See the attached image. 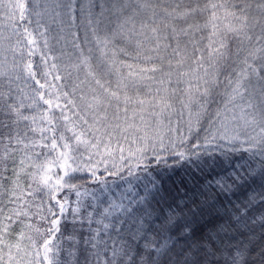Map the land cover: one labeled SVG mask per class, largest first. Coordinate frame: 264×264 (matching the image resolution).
I'll return each instance as SVG.
<instances>
[{"label":"trees","instance_id":"1","mask_svg":"<svg viewBox=\"0 0 264 264\" xmlns=\"http://www.w3.org/2000/svg\"><path fill=\"white\" fill-rule=\"evenodd\" d=\"M23 2L28 9V15L25 21L20 24L19 32H13L10 22L0 15V71L5 73V75L0 76V91L8 92L10 86L12 97L17 104L21 100L25 105L32 102L33 90L39 87L36 84V80L46 85L45 89L42 90L45 96H47L46 91L49 86H51L52 92H59L60 95L64 92L71 94L73 87H76L75 96L71 95V99H75L77 103H80V95L85 94L90 100L92 95L90 87H95V82L88 75L89 68L81 64V52L89 58L91 70L98 76L101 64H103L105 72L109 68L112 69L111 75H105L104 80L110 79L113 85L119 75L123 74L126 76L130 71L129 68L122 65H133V70H138L136 68L137 65L144 67L142 63L135 59L134 46L130 45L128 41L127 32L132 25L128 24L121 31V25L124 24L126 18L132 16L136 6L144 2V0H23ZM177 2L178 0H150V3L157 9L167 5L174 6ZM179 2L183 5L190 4L192 7H196L195 0H179ZM212 2L225 4V8L218 9L221 33L226 32L227 26L230 24L238 26V22L232 17L225 18V12H235L240 15L241 8H246L244 15L248 18L249 26L244 32L239 34L227 33L226 47L222 56H214L212 59H208L207 53H205L206 63L203 68L199 69V75L209 81L207 86L210 91L207 96L202 95L206 86L204 79L199 83V91H197V81L194 78L192 79V91L189 96L186 89L188 88L187 80L190 77H184V82H181L178 86L176 76L172 77L169 92L178 87L175 100L176 115L172 116V123L175 125L177 120L180 119L181 100H183V103L188 105L187 108L182 110L183 131L185 135L188 134L189 120L194 130L198 127L201 128L200 139L202 147L197 149V151L202 153L204 152V132L202 129L208 128L209 122L215 118L218 110L223 111L231 93L229 82L236 80L237 74L244 67L245 58L249 56V53H254L257 48L264 47V43L257 41V37H261L262 41H264V36H262V32H264V16L261 15L259 8L260 0H212ZM206 3H208V0H199V7H204ZM69 4H71V11L68 7ZM101 9L103 10V15H101ZM121 9H123L122 12ZM210 14V11L203 14L197 12L192 18H189L188 23L204 24ZM151 15V8L139 9L135 17L136 27L139 28L141 20L150 19ZM89 19L92 21L91 26L88 23ZM17 20H19L18 13ZM180 26L186 27L185 24ZM25 28L27 29V34L24 32ZM48 28L50 29L49 32ZM45 29L47 30L43 31ZM94 29H96L95 33ZM34 31L39 32L40 45L49 38H53V41L48 44H53L55 51L50 50L48 56H53L56 71L47 76H45V73H47L46 68L41 62L45 55H40V46L35 49L33 42L31 44L28 43L32 39L31 34ZM210 33L211 27L209 26L208 29L197 32L196 39H199L200 36L207 37ZM61 36L68 38V41L67 39L62 40ZM97 37L101 41L108 37V45L106 47L103 44L98 45L96 43ZM248 37H251V40ZM207 43L208 41L205 39L200 47H205ZM102 50L103 55L101 54ZM189 51H191L190 46ZM262 62L264 61L260 60V54L255 55V60L252 58L248 59V63L254 64L255 67H259ZM28 64L32 65L31 71L35 73V80L25 71ZM13 65L17 67L14 68ZM76 65H79V67H76ZM66 67L68 68L67 70H65ZM192 67L194 68L195 65H192ZM205 68L207 69V76H205ZM180 71H188V67L185 66ZM260 74L264 75V72ZM57 75L61 76L62 79L54 80ZM157 75L159 76V74ZM251 84L254 88L258 89L260 87L256 77H252ZM140 91L141 95H143L146 89L141 86ZM153 91H155V87ZM130 94L135 95V90L131 91ZM9 102L11 103L12 101ZM46 107L43 101H40L39 109H32V112H29L30 109L25 108L22 109V112L26 116H39ZM53 114L59 117L60 112L54 109ZM0 121L7 122V118L0 115ZM165 122L167 123V120ZM32 127L47 129L49 125L46 121L41 122L39 119L35 125H32L31 121H20L13 126L12 131L14 133L18 129L23 134L27 129L29 135L25 142L36 140L38 136L41 138L39 130L35 133L31 132ZM57 129L54 130V134L58 138L65 129L59 124ZM240 131L243 133L245 130L241 127ZM256 131L258 132L259 129H256ZM0 134L7 136L9 129L0 128ZM45 134H47V139L43 141V144L47 143L48 147L44 148L42 145L40 153L44 152L47 154L51 152V155H41L51 160L59 154V150L56 152L51 151L52 141L49 137L53 136V131H46ZM251 134L249 131L241 135L240 140L243 141L246 135ZM71 135V132H67V136ZM72 142L74 144V138ZM191 142L193 144L196 143V139L193 137ZM7 143L6 139L0 142V210H2L0 211V232L3 231V225L9 223V216H11L12 221L18 220L19 222L11 224V235H5L4 237L6 242L16 244L18 234L24 229L31 231H24L25 236L32 234L34 238H37L35 228H40L41 231H44L50 226L53 216L48 212L50 205L47 190L45 189L42 192L35 191L33 194L34 191L29 188L28 181L22 179L25 175L24 167L32 164L26 162L21 166L17 164L20 153L36 152V147L32 146L30 149L24 150L23 145L17 146L13 144L12 147L16 149L15 152L7 160H4V147ZM219 143L222 145V149L217 148V142H213L207 147V151L215 149V164L209 161V163L202 166L203 170H194L191 173L181 169L170 178H164L163 185H157L158 190L152 189V185L147 184L143 168H136L137 161L134 159L128 161V163L133 165L134 176L129 177L125 169L122 173L125 177L124 180L121 179L120 175L111 176L106 174L104 172V164L99 165L97 173V175L102 177L103 184L93 182L87 172L72 173L74 178L69 182L76 184L78 187L73 191L65 188L57 195L61 202L67 197L68 208L61 215L59 205L55 204V202L51 205L56 217L60 218V230L54 237V243L51 245L53 250L49 253V258L55 260L57 264H96L97 256L95 253L99 251L101 253L99 261L100 264H103V243L96 249H93L90 244L86 246L84 243L85 239L94 236L97 230L101 233L99 239L101 241L107 240L109 252L113 241L120 244L124 239L134 235L137 237L146 235L149 239H152L156 233L168 235L169 233L163 231V227L168 219L169 206L175 208L176 204L182 205V202H187L188 207L191 208L194 206L192 201L195 200L196 204L202 206V212H199L195 217L188 214V223L185 224L182 220L179 228L170 233L175 237L183 235L187 230L186 238L177 242V250L185 244L200 245L205 251L212 253V255L206 257L204 264H231L229 250H233V254H235L236 247L240 246L247 249L244 256L249 264H262L260 253L264 251V236H262L261 230L257 227L255 233L250 234L248 229L242 225L237 227L234 223L238 215L235 210L240 208V214H245L243 206L247 205L252 197L254 199L252 204L249 205L251 211H248L246 215L259 218L260 210L264 208L260 201L264 197L259 195L261 190L258 187V183L249 184L245 187H236L232 185L230 180L221 181V177L227 176L232 171V167H229V165L233 167L244 165L245 169L250 166L254 173L258 172L261 157L245 151L244 149L249 147L248 144L234 142V146L238 151H231V144L223 141ZM112 147L116 148L115 141H113ZM124 147L127 149L128 145L125 144ZM100 150L103 151V145H101ZM79 154H83L84 157L88 154L83 145L80 146V151L77 155ZM119 154V148H116L115 162L120 157ZM124 155L128 157L127 150ZM95 159L98 160L100 157L96 156ZM108 160L107 167L109 171H115L116 169L113 168V163H111L113 159L108 157ZM116 165H118L117 162ZM118 166L123 167L124 165L119 164ZM54 169L56 171V168ZM16 172L20 173L19 177H17ZM60 175H63V172H60ZM55 178L54 176L53 179ZM146 184L148 189L152 190L155 199H152L151 196L147 200L142 201L140 199L145 195ZM111 185L116 192L119 191V194L121 192L125 193L130 188L128 193L130 197L127 196L128 198L120 201L123 209L117 211V215L123 212H125V215L118 216L116 222L110 224L107 230L102 227L99 229V225H97V221L100 218L106 220L104 217L106 203L101 207L85 203L77 207V212H73L77 191L81 193V200L85 199V194H93L97 198L103 192V189ZM221 185L227 186L222 190ZM29 192H32V195H29ZM100 196L106 198L109 195L103 194ZM129 209H134V211L130 212ZM16 213L20 214L19 217H17ZM25 213L27 215H24ZM28 224L33 225V228L29 229L26 227ZM48 238V236L38 238L39 243L42 244L43 239ZM139 243L143 245L145 241L140 240ZM0 247L3 246L0 245ZM3 255L5 262H7V247H3ZM172 255L173 259H175V255ZM86 256L92 257L91 260L86 259ZM33 264H44L43 257L38 263Z\"/></svg>","mask_w":264,"mask_h":264},{"label":"snow or ice","instance_id":"2","mask_svg":"<svg viewBox=\"0 0 264 264\" xmlns=\"http://www.w3.org/2000/svg\"><path fill=\"white\" fill-rule=\"evenodd\" d=\"M196 7L190 4L183 5L178 2L172 6L167 5L157 9L150 3V0L136 6L132 16H129L121 25V31L128 24L132 27L128 29L127 37L130 45L134 46L135 59L142 63L144 67L136 66L138 70H133V65H122L130 69L128 74L119 75L115 84L113 85L110 79L104 80L105 75H111L112 69L109 68L107 72L104 71V66H99V76L91 70L89 58L84 56L81 52V64L89 68L88 75L92 77L95 82V87H90L91 99L89 100L85 94L79 97L80 103L75 99H69L70 93L64 92L58 95L52 92L51 86L48 87V95L50 99H45V93L42 91L46 85L41 84L36 80L38 88L33 90L32 102L25 105L21 100L17 104L16 100L12 97L11 87L9 86L8 92L0 91V115L7 118V122L0 121V128L9 129L7 136L0 134V142L7 140L4 147L3 159L7 160L14 152L13 144L19 146L23 145L24 150L30 149L38 141L31 140L25 142L28 138L29 131L26 129L23 134L18 129L13 133V126L17 125L20 121H31L32 125L37 123L39 119L41 122H47L49 128L32 127L31 132L35 133L37 130L41 133V141L45 140L44 133L46 131H53V136L49 137L52 141L51 151L59 154L51 160L45 159L43 162H37L41 155H51V152L45 154L41 152L36 154L33 160L34 171L31 172V181L37 187L36 192H42L45 189L49 197L48 212L53 216L50 221V226L41 231L40 228H35L37 238L32 234L25 236L22 230L17 236V243L12 244L6 242L5 235H11V224L19 222L12 221L11 216L8 217L9 223L3 225V231L0 232V245L7 247L8 260L5 262L3 255V247H0V264H25V258H31L33 253L29 248H21L19 241L27 239L31 242V248L35 249V256L37 261L43 250L44 264H57L55 260L49 258V253L52 252L54 237L59 232L60 218L56 217L53 207V202L59 205L61 215L65 212L66 204L68 203L67 197L61 202L57 195L63 189L67 188L69 191L75 190L78 186L69 181L73 179L72 173L87 172L93 182L104 183L101 176L97 175L99 165L104 164V172L111 176L120 175L121 179L125 177L122 175L126 169L128 176H134L132 171L133 165L128 161L136 160V168H143L147 184L152 185V189H157V185H163L164 178H170L181 169L191 173L194 170H203L202 166L209 163H216L215 149L207 151V147L213 142H217V148L222 149L219 142H227L232 145L231 151H238L235 148L234 142L248 144L249 147L244 149L253 155H259L260 168L258 172H253L249 166L245 169L244 165L232 167V171L225 177H221V181L230 180L233 186L245 187L249 184H257L260 188L259 195L264 197V62L259 67L254 64H249L248 59L255 60V55L260 54V60L264 61V47L257 48L254 53H249L245 58L244 67L241 72L237 74L236 80L230 81L231 93L224 105L223 111L218 110L215 118L209 122L208 128L202 129L203 148L204 152L197 151L201 149L200 131L201 128L192 127L191 121L188 123V134L185 135L183 131V108L188 105L181 100V113L180 119L176 124L172 123V116L176 115V93L178 90L173 89L169 92L172 84V77L175 75L177 78V86L184 82V77H190L187 80L188 88L186 92L191 95L192 79L197 81V91H199V83L203 77L199 75V69L204 67L206 63L205 53L208 59L212 57H219L223 55V50L226 47L227 33H241L248 28V18L244 13L246 8H241L240 15L235 12H225V18L232 17L238 22V26L232 24L227 26V30L221 33L219 27L220 17L218 16V9L225 8V4L215 3L208 0L204 7H199V0H195ZM71 11V4L68 5ZM141 8H151L152 15L150 19L141 20L139 28L136 27L135 17ZM259 8L261 15L264 16V0H260ZM123 9H121V12ZM210 11V16L204 24L188 23L189 18H192L197 12L203 14ZM17 13L19 20H17ZM0 15L10 22L13 32H19V26L27 18L28 9L23 0H0ZM39 15V13H37ZM91 15V13H90ZM103 15V10L101 12ZM89 26L92 25L91 19L88 21ZM99 23V22H97ZM185 24L186 27L180 26ZM211 27V33L207 36H200L196 39V33L206 30ZM94 33L96 29L93 30ZM27 34V29H24ZM264 36V32H262ZM207 39L208 43L205 47L201 48L200 45ZM251 40V37H248ZM258 42L264 43L261 37H257ZM33 41L29 40L31 44ZM98 45L103 44L105 47L109 43V38L105 37L103 41L99 37L96 38ZM218 44V46H217ZM189 46L191 51H189ZM123 51V50H121ZM199 53V55H197ZM103 55V50L101 51ZM192 65H195L193 68ZM188 67V71H180V69ZM13 67H17L13 65ZM79 67V65H76ZM53 68L56 65L53 64ZM32 65L28 64L25 71L35 80V73L31 71ZM205 76H207V69L205 68ZM159 74V76L157 75ZM5 75L0 71V76ZM48 74L45 73V76ZM252 77L257 78V83L260 87H252ZM62 77L57 75L54 80H61ZM205 88L202 95L207 96L210 88L209 81L204 79ZM141 86L146 91L141 95ZM155 87V91L153 88ZM135 90V95L130 92ZM76 87L72 89V96H75ZM63 99L65 104L61 106L59 101ZM9 101H12L11 103ZM40 101L47 107L39 115L26 116L23 114L22 109H39ZM54 109H59V117L55 116ZM70 113V114H69ZM167 120V123L165 122ZM61 125L65 131L62 132L57 138L54 130L57 125ZM245 130L243 133L240 128ZM256 129H259L257 132ZM251 132V135H246V138L241 141L240 136ZM67 132H71V136H67ZM196 139V143H192V138ZM74 138V144H73ZM113 141L116 142V148H119L120 161L124 162V166H118L113 163L115 171H109L107 167L111 157L115 160L116 148L112 147ZM128 147L125 149L124 145ZM83 145L88 152L85 159L83 154L77 155L80 151V146ZM103 145V151L100 150ZM47 148V143L43 144ZM127 150V160L124 152ZM99 156L100 159H95ZM195 157V158H193ZM32 159L31 156L27 157ZM71 161V163H69ZM80 161V162H78ZM171 161V163H169ZM20 164H24V159H21ZM56 168V172L52 169ZM14 171H16L14 169ZM227 171V169H225ZM63 172V175H60ZM17 177L20 173L16 172ZM56 177L53 179V177ZM18 183V181H17ZM145 185V195L140 199L147 200L149 196L155 199L152 190L148 189ZM227 185H221L223 190ZM31 188V184H29ZM255 191V189H253ZM32 195V192H29ZM77 197L81 195L79 191L76 192ZM254 197L250 198L247 205H244L245 214H240L241 209L237 208V218L234 223L239 227L242 225L248 229L250 234H254L256 228L261 230L264 236V208L260 210V216L257 219L255 216H247L246 213L251 211L249 205L252 204ZM131 203V201H130ZM193 207L189 208L187 202L176 204L175 208L169 206L168 219L163 227V231L169 233L163 235L156 233L152 239L146 235L132 236L124 239L120 244L113 241L110 248L107 240L101 241L99 239L101 233L97 230L96 234L88 239H85V245H91L93 249L99 247L101 243L104 245L103 264H204L207 256L212 253L207 252L200 245H183L177 250V242L185 239L187 230L183 235L173 237L170 233L176 231L180 222L183 220L185 224L188 223L187 216L191 214L195 217L199 212H202V206L196 204L195 200L192 201ZM260 204L264 206V198L261 199ZM123 209V205H116L112 203L110 209ZM2 211V210H0ZM78 209H73L77 212ZM134 211V209H129ZM105 214L110 215V210L105 209ZM19 217V213H16ZM24 215H27L25 213ZM91 215V214H90ZM97 223H102L97 221ZM29 229L33 225L28 224ZM109 228L108 224H104V229ZM48 236V239H43V243H39L38 238ZM140 240L145 243L141 245ZM170 242V243H169ZM15 248L16 252L13 254L12 250ZM247 249L237 246L235 254L233 250H229L231 257V264H249L244 254ZM21 253L23 255L21 256ZM97 256L96 264H100V252L95 253ZM175 259H173V255ZM262 264H264V251L260 253ZM19 257V258H17ZM30 264V260H29Z\"/></svg>","mask_w":264,"mask_h":264},{"label":"rangeland","instance_id":"3","mask_svg":"<svg viewBox=\"0 0 264 264\" xmlns=\"http://www.w3.org/2000/svg\"><path fill=\"white\" fill-rule=\"evenodd\" d=\"M101 12H102V9H101ZM62 29H64V27H62ZM46 30L47 29H45L43 31H46ZM49 31H50V29L48 28V32ZM38 35H39V32H35V31L31 34V37H32L31 41H33V43H32L33 44V47L36 49V48H38L40 46V49H39L40 55H45V57L42 58L41 62L43 63L44 67L46 68L47 74L54 73L56 71V68L55 69L53 68V64H54L53 63V56H48V52L50 50L55 51L54 45L53 44H48V43H50V42L53 41V38H49L48 40H46V42H44V43H42L40 45ZM61 39L62 40L67 39V41H68V38H66L64 36H61ZM104 65H105V63H104ZM67 69L68 68L66 67L65 70H67ZM53 93L60 95L59 92H53ZM46 95H47V96H45L46 99H50V98H53L54 99V97H50L48 95V90L46 91ZM69 99H71V94L69 95ZM59 103L61 104V106H63L65 104V101L63 99H61L59 101ZM55 110H57L58 112H60L59 109H55ZM29 112H32V109H30ZM44 136H45V139H47V134L44 133ZM35 141H38L39 142V143H37V144L34 145L36 147V152L30 151L28 153H24V152L20 153V156H19V159H18V163H17L18 166H21L20 161H21V159H24V162L32 164V165H27V166L24 167L25 175L22 177V179L24 181H28L27 183L31 184V190L34 191L33 194L35 193V189L37 187L31 181V172L35 170L33 168V160H35L36 154H39L40 153V147L43 145V141H41V138H39V136L37 137V139ZM29 156L32 157L31 160L27 158ZM87 156H88V154L85 155V159L87 158ZM116 157H118V155H116ZM125 158L127 160V157L126 156H125ZM45 159L46 158H44L42 156H39V160L37 162H43V161H45ZM78 162H80V161H78ZM116 162H117L118 165L119 164L124 165V162L120 161V157L117 159ZM116 162L113 160L111 163H115L116 164ZM69 163H71V161H69ZM52 171L53 172H56L54 168L52 169ZM118 192H116L115 188L111 185L110 187H107L106 189H103V192L101 194H99L97 196V198L93 194H85V199L81 200V195H80L79 198L76 197V199L74 200L73 209L74 208L77 209V207H80V206L84 205L85 203L91 204L93 206L94 205H97V206H100V207L103 206L104 203H106V208L105 209H109L111 214L110 215H107L104 212V217L106 218V220H104L103 218H100L99 221L102 220V223H98L97 224V225H99V227H98L99 229L101 227L104 229V224H108V225L113 224L114 222H116V219H117L118 216H124L125 215V212L117 215L118 214L117 211H119L120 208L110 209V205L112 203H115L116 205H121V202L120 201L122 199H125V198L130 197V196H128V193L130 192V188H128L125 191V193L124 192H121V194H119ZM103 194H108L109 196H107L106 198H103V197L100 196V195H103ZM33 197H34V195H33ZM66 208H68V204H66L65 210H66ZM111 221H112V223H110ZM23 231L31 232L28 229H24ZM19 242L21 244V248H29L32 251V253H33V255H32L31 258H25V264H29V260H30V264L38 263L39 261H37V258L35 256V249L34 248H31V242L29 240H27V239L22 240V241H19ZM12 252H13V254H15V252H16L15 248H13V251ZM22 255H23V253H21V256ZM43 255H44L43 254V250H41V254H40L39 260H41V258L43 257ZM17 258H19V257H17ZM91 258L92 257H90V256H86V259L91 260Z\"/></svg>","mask_w":264,"mask_h":264}]
</instances>
